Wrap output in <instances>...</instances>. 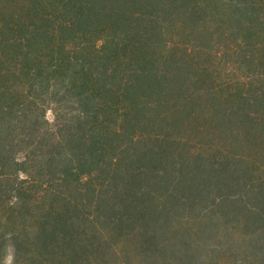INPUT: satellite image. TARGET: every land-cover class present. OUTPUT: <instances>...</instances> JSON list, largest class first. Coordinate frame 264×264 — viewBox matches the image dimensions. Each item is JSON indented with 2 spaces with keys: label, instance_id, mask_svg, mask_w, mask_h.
Instances as JSON below:
<instances>
[{
  "label": "trees",
  "instance_id": "16d2710c",
  "mask_svg": "<svg viewBox=\"0 0 264 264\" xmlns=\"http://www.w3.org/2000/svg\"><path fill=\"white\" fill-rule=\"evenodd\" d=\"M9 255L264 264V0H0Z\"/></svg>",
  "mask_w": 264,
  "mask_h": 264
},
{
  "label": "clouds",
  "instance_id": "9594fccd",
  "mask_svg": "<svg viewBox=\"0 0 264 264\" xmlns=\"http://www.w3.org/2000/svg\"><path fill=\"white\" fill-rule=\"evenodd\" d=\"M5 264H12V256H11V255H9V256L6 258Z\"/></svg>",
  "mask_w": 264,
  "mask_h": 264
},
{
  "label": "rangeland",
  "instance_id": "374dc122",
  "mask_svg": "<svg viewBox=\"0 0 264 264\" xmlns=\"http://www.w3.org/2000/svg\"><path fill=\"white\" fill-rule=\"evenodd\" d=\"M48 117H49V119H50L51 121L54 120V114H53L52 111H49V113H48Z\"/></svg>",
  "mask_w": 264,
  "mask_h": 264
}]
</instances>
